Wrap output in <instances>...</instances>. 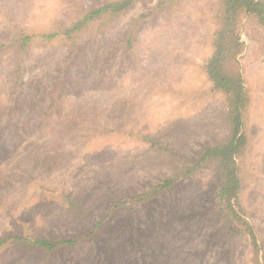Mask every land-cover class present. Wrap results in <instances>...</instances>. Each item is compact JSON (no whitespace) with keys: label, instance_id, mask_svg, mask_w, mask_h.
<instances>
[{"label":"rangeland","instance_id":"1","mask_svg":"<svg viewBox=\"0 0 264 264\" xmlns=\"http://www.w3.org/2000/svg\"><path fill=\"white\" fill-rule=\"evenodd\" d=\"M99 1L0 0V237L75 234L101 218L104 225L99 239L51 253L21 242L3 245L0 264H249L245 241L220 233L212 214L210 168L149 203L103 216L114 200L178 169L145 138L193 155L225 136V105L203 69L213 0H184L181 11L148 19L132 52L119 41L130 18L146 10L142 3L101 32L84 31L59 108L50 125L37 120L69 50L35 42L22 50V35L66 20L72 2ZM242 38L253 102L241 196L264 238V34L248 22ZM17 58L24 68L15 96ZM64 190L93 214V223L68 211Z\"/></svg>","mask_w":264,"mask_h":264},{"label":"trees","instance_id":"2","mask_svg":"<svg viewBox=\"0 0 264 264\" xmlns=\"http://www.w3.org/2000/svg\"><path fill=\"white\" fill-rule=\"evenodd\" d=\"M137 3H142L146 10L130 18L125 35L119 44L126 51H134L140 28L148 19L163 14H174L182 10L184 0H101L93 5L84 6L72 2L69 18L62 20L55 27L40 33H25L22 35L19 49L24 50L31 42L43 47L67 45L69 55L65 64L55 76L54 87L48 103L39 112L37 120L50 125L54 112L59 108L61 95L71 65L78 57L83 46L81 35L94 27L95 32L115 25L119 17L131 11ZM208 26L210 32L209 44L211 53L203 64V69L210 82V90L219 93L225 105L224 123L225 136L212 144L203 145L193 155H187L168 148L158 139L145 138L148 147L169 154L178 164L171 174H164L148 183L141 193L131 194L124 200H114L105 217H111L121 206L134 207L136 204H146L157 197L172 191L181 182L210 168L214 172L215 182L211 188L213 206L212 214L219 223L220 233L230 238L240 237L245 241L249 253V264H264V238L257 226L249 217V210L242 199L244 187L243 165L246 161L250 137L248 132L249 111L253 102L251 89L246 85L241 56L246 49L242 38L246 23L256 31L264 34V0H213ZM3 45V44H2ZM0 45V48L2 47ZM23 60H16L14 71L13 95L20 92L23 82ZM66 208L75 217L94 220L93 214L66 190L61 193ZM103 217V218H104ZM93 223V221H92ZM102 218L90 230L75 234H63L58 237H41L33 233L0 237V247L6 244L21 242L28 248H36L47 253L76 246L88 239H99L102 230Z\"/></svg>","mask_w":264,"mask_h":264}]
</instances>
